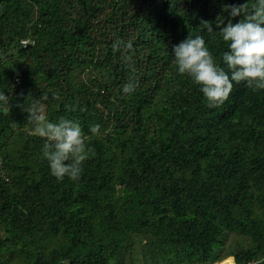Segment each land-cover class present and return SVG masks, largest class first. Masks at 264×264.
<instances>
[{
  "label": "trees",
  "instance_id": "obj_1",
  "mask_svg": "<svg viewBox=\"0 0 264 264\" xmlns=\"http://www.w3.org/2000/svg\"><path fill=\"white\" fill-rule=\"evenodd\" d=\"M243 2L0 0V264H126L142 233L145 264H264V91L234 84L210 109L172 54L199 34L219 61L228 46L201 20L218 31ZM45 94L48 119L79 120L95 149L78 181L51 175L32 134L26 110ZM228 234L250 246L229 254Z\"/></svg>",
  "mask_w": 264,
  "mask_h": 264
},
{
  "label": "clouds",
  "instance_id": "obj_2",
  "mask_svg": "<svg viewBox=\"0 0 264 264\" xmlns=\"http://www.w3.org/2000/svg\"><path fill=\"white\" fill-rule=\"evenodd\" d=\"M224 10L229 16L227 21L223 16L217 17L215 27L218 31H214L210 21L201 20L199 27L213 39L218 32L220 39L228 46L219 61L203 35L189 34L172 47L177 74L199 88L210 109L221 107L229 99L234 84L244 83L254 93L264 91V0H254L250 6L249 0H244L243 3L227 5ZM236 18H239L238 22L233 23ZM112 47L127 53L132 44L116 40ZM122 58L131 73L122 91L130 95L138 87L136 68L131 56L124 55ZM52 98L60 99L58 93H53ZM47 99V94L40 99L33 98L26 110L32 134L44 141L42 158L47 162L51 175L61 182L65 177L78 181L84 164L96 155L95 149L89 146V136L79 120L65 116H60L55 122L48 119L43 103ZM0 104L9 107L8 96L3 92H0ZM100 130L99 124L89 129L93 135H99Z\"/></svg>",
  "mask_w": 264,
  "mask_h": 264
},
{
  "label": "rangeland",
  "instance_id": "obj_3",
  "mask_svg": "<svg viewBox=\"0 0 264 264\" xmlns=\"http://www.w3.org/2000/svg\"><path fill=\"white\" fill-rule=\"evenodd\" d=\"M31 41H26L25 45ZM76 76L83 80L85 75L81 73H77ZM148 235H144V233L140 234L138 237L132 236L131 245L129 248V253L125 255L124 262L126 264H145L144 261L142 263L141 258L143 256L141 247L143 243L148 245ZM226 250L229 254L236 253L240 248H247L250 246V241L246 237H242L235 234H228L225 236ZM141 257V258H140ZM234 260V259H233Z\"/></svg>",
  "mask_w": 264,
  "mask_h": 264
},
{
  "label": "bare ground",
  "instance_id": "obj_4",
  "mask_svg": "<svg viewBox=\"0 0 264 264\" xmlns=\"http://www.w3.org/2000/svg\"><path fill=\"white\" fill-rule=\"evenodd\" d=\"M215 264H235L233 258L229 257Z\"/></svg>",
  "mask_w": 264,
  "mask_h": 264
},
{
  "label": "built area",
  "instance_id": "obj_5",
  "mask_svg": "<svg viewBox=\"0 0 264 264\" xmlns=\"http://www.w3.org/2000/svg\"><path fill=\"white\" fill-rule=\"evenodd\" d=\"M23 45L26 43V41L21 42ZM248 264H255V262L248 263Z\"/></svg>",
  "mask_w": 264,
  "mask_h": 264
},
{
  "label": "water",
  "instance_id": "obj_6",
  "mask_svg": "<svg viewBox=\"0 0 264 264\" xmlns=\"http://www.w3.org/2000/svg\"><path fill=\"white\" fill-rule=\"evenodd\" d=\"M91 9H92V10H95V7H92Z\"/></svg>",
  "mask_w": 264,
  "mask_h": 264
}]
</instances>
